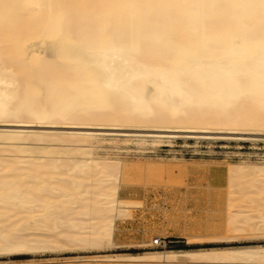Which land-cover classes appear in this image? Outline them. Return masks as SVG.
I'll return each mask as SVG.
<instances>
[{"label":"bare ground","instance_id":"obj_1","mask_svg":"<svg viewBox=\"0 0 264 264\" xmlns=\"http://www.w3.org/2000/svg\"><path fill=\"white\" fill-rule=\"evenodd\" d=\"M0 125L77 129L80 155L98 128L264 142V0H0ZM49 137L0 144L63 142ZM42 154L0 162V257L112 247L113 165ZM228 182L264 208V165H233ZM153 258L264 263V249Z\"/></svg>","mask_w":264,"mask_h":264},{"label":"rangeland","instance_id":"obj_2","mask_svg":"<svg viewBox=\"0 0 264 264\" xmlns=\"http://www.w3.org/2000/svg\"><path fill=\"white\" fill-rule=\"evenodd\" d=\"M62 128L0 125V132L45 134L50 140L63 141L26 142L22 148L40 150L26 153L16 152L15 143L4 142L0 144V162L48 153L45 156L58 159L59 165L78 159L113 165L115 199L122 214L113 224L112 247L2 256L0 264H264L190 263L181 258L162 262L153 258L168 252L181 257L197 251L264 249V225L258 220L263 206L239 204L242 189H231L228 182L233 165H264V142L235 141L232 136L204 140L152 129L98 128L94 134L98 139L80 146L89 153L80 155L75 153L78 145L71 143L75 139L70 136L81 132ZM246 216L253 219L246 223ZM152 240L160 244L152 245Z\"/></svg>","mask_w":264,"mask_h":264}]
</instances>
